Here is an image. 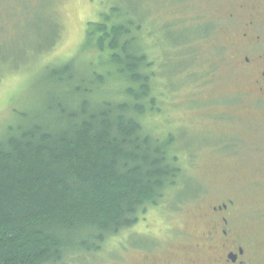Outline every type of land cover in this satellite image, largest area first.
Returning a JSON list of instances; mask_svg holds the SVG:
<instances>
[{"label": "rangeland", "instance_id": "obj_1", "mask_svg": "<svg viewBox=\"0 0 264 264\" xmlns=\"http://www.w3.org/2000/svg\"><path fill=\"white\" fill-rule=\"evenodd\" d=\"M216 2L0 0V71H8L0 79V128L14 107L33 98L34 76L45 62L93 55L81 48L87 22L114 5L121 17L141 22L142 41L153 42L157 113L140 120L171 133L183 158L187 182L168 198L182 201L148 207L100 250L57 264H210L212 254L200 243L205 214L226 197L237 207L251 264H264V115L243 94L248 80L235 67L229 24L225 12L216 18Z\"/></svg>", "mask_w": 264, "mask_h": 264}, {"label": "trees", "instance_id": "obj_2", "mask_svg": "<svg viewBox=\"0 0 264 264\" xmlns=\"http://www.w3.org/2000/svg\"><path fill=\"white\" fill-rule=\"evenodd\" d=\"M100 16L81 47L93 55L45 62L0 128V264L92 254L148 207L182 201L168 199L186 181L174 136L140 120L155 112L153 42L114 5Z\"/></svg>", "mask_w": 264, "mask_h": 264}, {"label": "flooded vegetation", "instance_id": "obj_3", "mask_svg": "<svg viewBox=\"0 0 264 264\" xmlns=\"http://www.w3.org/2000/svg\"><path fill=\"white\" fill-rule=\"evenodd\" d=\"M216 3V18L218 15L221 19L220 14L225 12L229 24L235 67L248 80L243 94L247 95L248 105L264 115V0H217ZM261 119L264 124V117ZM205 215L206 229L201 233L200 243L212 254L210 264H251L252 251L247 237L237 227L234 200L221 199Z\"/></svg>", "mask_w": 264, "mask_h": 264}]
</instances>
